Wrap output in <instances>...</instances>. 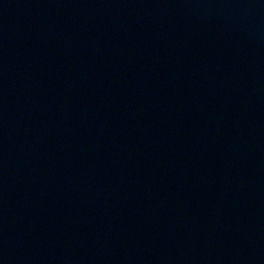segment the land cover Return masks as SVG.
<instances>
[{"label":"water","instance_id":"obj_1","mask_svg":"<svg viewBox=\"0 0 264 264\" xmlns=\"http://www.w3.org/2000/svg\"><path fill=\"white\" fill-rule=\"evenodd\" d=\"M259 241L264 0H0V264Z\"/></svg>","mask_w":264,"mask_h":264}]
</instances>
